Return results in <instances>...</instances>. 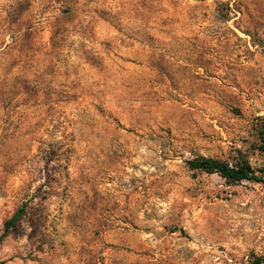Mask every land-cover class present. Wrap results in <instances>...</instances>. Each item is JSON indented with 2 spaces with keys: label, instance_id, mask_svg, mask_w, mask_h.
Segmentation results:
<instances>
[{
  "label": "rangeland",
  "instance_id": "obj_1",
  "mask_svg": "<svg viewBox=\"0 0 264 264\" xmlns=\"http://www.w3.org/2000/svg\"><path fill=\"white\" fill-rule=\"evenodd\" d=\"M264 0H0V264H253ZM23 210L5 232V224Z\"/></svg>",
  "mask_w": 264,
  "mask_h": 264
},
{
  "label": "trees",
  "instance_id": "obj_2",
  "mask_svg": "<svg viewBox=\"0 0 264 264\" xmlns=\"http://www.w3.org/2000/svg\"><path fill=\"white\" fill-rule=\"evenodd\" d=\"M258 147L257 150L264 153V119L260 120L257 127ZM188 167L193 171H199L206 174H217L228 183H240L243 181H251L264 184V171H259L261 175L249 165L247 161L239 160L234 165H229L216 159L198 157L188 162ZM23 210L15 214L10 221L5 224V232L15 224ZM253 264H264V254L256 257Z\"/></svg>",
  "mask_w": 264,
  "mask_h": 264
}]
</instances>
